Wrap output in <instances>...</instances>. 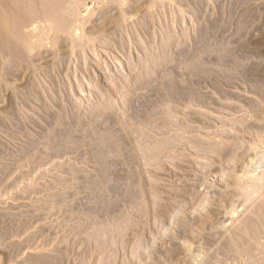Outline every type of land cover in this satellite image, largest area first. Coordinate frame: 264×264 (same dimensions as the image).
<instances>
[{
	"label": "rangeland",
	"instance_id": "rangeland-1",
	"mask_svg": "<svg viewBox=\"0 0 264 264\" xmlns=\"http://www.w3.org/2000/svg\"><path fill=\"white\" fill-rule=\"evenodd\" d=\"M183 57L204 66V102L153 103L133 120L150 77L191 81ZM70 111L105 127L108 179L141 162L118 221L92 212L109 190L88 187L101 172L91 147L28 159ZM176 238L202 243L208 264H264V0H0V264H187Z\"/></svg>",
	"mask_w": 264,
	"mask_h": 264
},
{
	"label": "bare ground",
	"instance_id": "bare-ground-1",
	"mask_svg": "<svg viewBox=\"0 0 264 264\" xmlns=\"http://www.w3.org/2000/svg\"><path fill=\"white\" fill-rule=\"evenodd\" d=\"M168 48V47H167ZM186 49V48H185ZM171 51V50H170ZM184 51V50H183ZM185 53V52H184ZM184 53H183V55H184ZM181 55V54H180ZM182 55V56H183ZM186 55V54H185ZM188 56V55H187ZM196 56V55H195ZM168 57V56H167ZM189 57H190V55H189ZM184 58V62L182 63V64H184V68H186V70L191 74V76H189V75H187V76H189V77H191V81H189L190 79L189 78H187V79H189L187 82H189V83H187V84H183L182 82H180L179 81V75L181 74L179 71H178V69H173V71L172 72H169V74L168 75H165V72H164V75H160L159 76V74L157 75L158 77H156L155 79H154V77H150L148 80H149V83L147 82V83H145V84H150V86L149 87H151V89H152V95L150 96L149 95V97L147 98V100H143L144 102H145V104L143 103V102H140V101H137V102H135L137 99L134 97V100L133 99H131L132 101H133V103L132 102H128V101H131V100H128L127 101V104L129 103L131 106H132V108L133 109H131V106L130 105H128V106H130V110L131 111H134L133 112V117H132V119L134 120H141L142 121V123L143 122H145V121H147L148 122V120H150L149 119V116H151V115H148L147 113H152V111H150V112H148L147 110L149 109V106H150V108L152 107L151 106V104L153 105V106H155L153 103H163V104H161V105H163L164 106V104L165 103H168V104H172L173 106H174V104H180V103H182V101L185 99H192L193 100V102H194V100H200L201 101V97H200V95H199V93H197L196 92V90H199V89H201V88H199V89H196V87H200L199 86V80L196 82V78L197 79H199L200 77V75H201V77L203 76L202 74V70H203V67H200V65H195V66H192V64H191V62H193V58H188V57H186V59H185V57H183ZM197 58V57H196ZM164 60V59H163ZM195 61V60H194ZM202 62V61H201ZM164 63V62H163ZM189 63L191 64V65H189ZM200 63V62H199ZM188 64V65H187ZM196 64V63H195ZM163 65V64H162ZM158 66V65H157ZM185 66H187V67H189V69L187 68V67H185ZM162 67V66H161ZM206 67V66H205ZM164 68L166 69V67L164 66ZM181 68V67H180ZM180 68H179V70H180ZM154 70H155V67H154ZM153 70V71H154ZM157 70V69H156ZM160 71H161V69H159ZM182 70V69H181ZM185 70V69H184ZM186 70H185V72H186ZM205 71V70H204ZM157 72V71H156ZM159 72V71H158ZM185 72H183V74L185 73ZM180 73V74H179ZM187 73V72H186ZM202 73V74H201ZM153 74V73H152ZM155 75V74H154ZM199 77V78H198ZM138 80V79H137ZM147 81V80H146ZM138 82V81H137ZM145 82V81H144ZM195 83V84H194ZM196 83L198 84V85H196ZM135 85H136V83H135ZM143 85V84H142ZM141 85V87H139V89L137 88V90H139L138 92H140V88L142 89V86ZM196 85V86H195ZM137 86V85H136ZM146 86H148V85H146ZM145 86V87H146ZM134 87V86H133ZM144 88V87H143ZM148 88H146V90H147ZM133 90V89H132ZM145 91V90H144ZM149 92L151 91L150 89L148 90ZM146 92V93H148V94H151V92L149 93V92ZM202 91V90H201ZM136 92V91H135ZM143 92V91H142ZM140 95H142V94H140ZM144 95H146L147 96V94H145L144 93ZM139 96V95H138ZM131 97V96H130ZM137 97V96H136ZM142 97H143V95H142ZM142 97H141V99H142ZM145 97V96H144ZM143 97V98H144ZM144 99H146V97L144 98ZM202 100H205L206 101V99H203V97H202ZM200 101H198V103L200 102ZM135 102V103H134ZM139 102L141 103V104H139ZM197 102V101H196ZM201 102H204V101H201ZM200 102V103H201ZM138 103V104H137ZM142 103H143V105H142ZM208 103V102H207ZM126 104V105H127ZM135 104V105H134ZM167 104V105H168ZM139 105H141V106H139ZM182 105V104H181ZM203 105H205V103L203 104ZM137 106H139V107H137ZM166 106V105H165ZM176 106V105H175ZM156 107V106H155ZM135 108L137 109H139V108H143V110L145 109V111H141L142 113H140V111H138V109L137 110H135ZM159 108H160V106H159ZM165 108V107H164ZM129 109V108H128ZM147 109V110H146ZM155 109V108H154ZM157 109V108H156ZM72 110V109H71ZM141 110V109H140ZM149 110H152V109H149ZM171 110H173V109H171ZM67 112V111H66ZM92 112V111H91ZM95 112V111H94ZM105 112V111H104ZM110 112V111H109ZM113 112V111H112ZM154 112V111H153ZM93 113V112H92ZM102 113V112H101ZM116 113V112H115ZM127 113H129V112H127ZM94 114V113H93ZM107 114V113H106ZM113 114V113H112ZM117 114V113H116ZM130 114H131V112H130ZM66 115V114H65ZM64 115V116H65ZM131 115V116H132ZM153 115H155V113L153 114ZM152 115V116H153ZM91 116V119L92 120H95V117H96V115L94 114V115H90ZM104 116H105V114H104ZM151 116V117H152ZM58 117V116H57ZM114 117V116H113ZM52 118H54V117H52ZM131 118V117H130ZM129 118V119H130ZM97 119V118H96ZM170 119V118H169ZM55 120H56V118H55ZM51 121H52V124L49 126V131H48V133L46 134V136L44 137V141H43V139H42V144L38 147V146H35L34 148H32V150H31V152L29 153V158L28 159H31L33 156H36V154L38 153V152H45V151H49L50 153H52L53 155H55V154H60V155H62L61 153H70V152H73V155L77 152V151H79V150H77L76 152L75 151H72V149H77L78 147H91V151L93 150V152H92V154H88L89 155V157H90V159H89V157H88V159L89 160H91L92 162H94V163H97V164H99V166H100V168H99V171L101 170V172H100V176L98 177V179L97 180H93V178H90L89 180H88V187L91 189L90 191H92V193H94V192H97V190H99V189H101L102 188V186L104 187V186H106L105 184H107V189L109 190V193H105L106 195H104L103 197H101V198H93V197H91L89 200L90 201H92V203H93V200H95L94 201V205L96 204L97 206L96 207H91L92 208V212L94 213V214H96L97 215V219H98V222L99 223H108L109 221L111 222L112 220H114V221H116V219H117V221L122 217V214H121V212H120V208L122 207V206H126V207H130L131 208V206L132 205H134L135 204V200L137 199L136 198V196H135V190L137 189V185H138V182H140L138 179V175H137V173H134L133 171H130V172H127V171H129V169L128 168H137L138 167V171H139V169L141 168V165H140V163L138 164L137 163V159L135 160L134 159V157L133 158H130V161H129V163H128V168H126V172H125V175L124 176H116V179H114L113 177L111 178V179H108V178H110V177H108L107 178V176H111L112 174L111 173H113L114 171H113V168H112V166H115L116 164H117V160H115V159H112V157H109L110 156V154H109V156L107 155V153H104V152H101L100 150H99V148L97 147V149H96V145H97V142H99L98 140H99V138H100V135H101V131L103 130V128H104V130H105V127H103L102 129H100V128H97V129H95V127H94V129H95V131L97 132H94V131H91L88 127H86V125L85 124H83L82 123V121L81 122H79V117L77 118V116L76 115H74V113H72L71 111L70 112H68V115L67 116H65V117H62L61 118V120H59V121H54V120H52L51 119ZM131 121V120H130ZM140 121V122H141ZM94 122V121H93ZM111 123L110 124H112V121H110ZM132 122V121H131ZM51 123V122H50ZM138 123L139 122H137V125H138ZM141 123V124H142ZM135 124V123H134ZM144 124V123H143ZM149 124V123H148ZM99 125V124H98ZM102 125V124H101ZM28 126V125H27ZM94 126H95V124H94ZM97 126V125H96ZM26 127V126H25ZM25 127H24V129H25ZM99 127V126H98ZM102 127V126H101ZM108 127V126H107ZM110 127V126H109ZM108 127V128H109ZM111 127H112V125H111ZM135 127V126H134ZM137 127V126H136ZM29 128V127H28ZM27 129V128H26ZM98 129H100V131L98 130ZM107 129V128H106ZM113 129V128H112ZM132 129V128H131ZM108 130V129H107ZM168 130V129H167ZM170 130V129H169ZM168 130V131H169ZM23 131V130H22ZM28 131H29V129H28ZM109 131H111V128H110V130ZM109 131H107V132H109ZM163 131V130H162ZM166 131V130H165ZM45 132V131H44ZM114 132V131H113ZM20 133V132H19ZM25 133V132H24ZM160 133V132H159ZM166 134V133H165ZM41 135V134H40ZM98 135H99V138H98ZM105 135V134H104ZM104 135L102 136V137H104ZM108 135V134H107ZM111 136H109V137H107V139L104 137V139H105V142L108 144V148L111 150V151H113L114 153L115 152H119L120 153V151L121 150H119V147H120V149H121V146H122V144H124V143H122V142H124V140H123V138H122V140H119L118 138V140L119 141H112V135H113V133L112 134H110ZM117 135V134H116ZM120 138V139H121ZM101 139V138H100ZM40 140V139H39ZM101 140H103V139H101ZM114 140V139H113ZM126 140V139H125ZM128 141H130L129 139H128ZM104 142V141H103ZM103 142H102V144H103ZM126 142V144L128 143L127 141H125ZM130 143H132V142H130ZM133 143H134V141H133ZM101 144V143H100ZM99 145V144H98ZM130 145V144H129ZM104 146V145H103ZM134 146H136V145H134ZM133 146V147H134ZM101 148V147H100ZM6 149V148H5ZM80 149V148H79ZM45 150V151H44ZM87 151V150H86ZM2 153V152H1ZM45 153H48V152H45ZM85 153V152H84ZM109 153V152H108ZM121 153H122V151H121ZM39 154V153H38ZM48 155H50L49 153H48ZM59 155V156H60ZM65 155V154H64ZM111 155H113V154H111ZM118 155V154H117ZM129 155V154H128ZM11 156V155H10ZM70 156V155H69ZM4 157V156H3ZM5 157H6V155H5ZM4 157V158H5ZM55 157H58V155L56 156L55 155ZM82 157V156H81ZM117 157V156H116ZM12 158V157H11ZM60 158H61V156H60ZM65 158V157H64ZM69 158V157H68ZM125 158V157H124ZM6 159H8L7 157H6ZM9 159H10V157H9ZM84 159H86V158H84ZM88 159H86V160H88ZM116 159H118V157L116 158ZM85 160V161H86ZM88 160V161H89ZM120 160V159H119ZM124 161V160H123ZM126 161V160H125ZM83 162V161H82ZM87 162V161H86ZM119 162V161H118ZM88 163V162H87ZM91 163V162H90ZM122 163V162H121ZM125 163V162H124ZM124 163H122V164H124ZM127 163H125V164H127ZM21 164V163H20ZM29 164V161H26V162H24V164H23V166H25V165H28ZM34 164V163H33ZM86 164V163H85ZM120 164V163H119ZM94 165V164H93ZM92 165V166H93ZM121 166V165H120ZM126 166V165H125ZM126 166V167H127ZM118 168V167H117ZM4 169V168H3ZM143 169H144V166H143ZM74 170V169H73ZM76 170V169H75ZM75 170H74V172H75ZM77 171V170H76ZM98 171V170H97ZM113 171V172H112ZM119 171V170H118ZM140 171H142V170H140ZM144 171V170H143ZM137 172V171H136ZM71 173H72V171H71ZM76 173V172H75ZM74 173V174H75ZM115 173V172H114ZM113 173V174H114ZM116 173H119V172H116ZM140 173V172H139ZM116 175H118V174H116ZM76 176H78V175H76ZM75 176V177H76ZM88 177V176H87ZM93 177V176H92ZM112 179H114V180H112ZM73 182V181H72ZM77 182V181H76ZM86 182V181H85ZM76 184V183H75ZM140 184V183H139ZM139 187H140V185H139ZM105 188V187H104ZM105 190V189H104ZM108 192V191H107ZM90 194V193H89ZM107 194H108V196H107ZM93 195V194H92ZM90 196V195H89ZM88 196V197H89ZM95 196H96V193H95ZM106 196V197H105ZM91 204V203H90ZM89 204V205H90ZM93 205V206H94ZM133 207V206H132ZM129 209V208H128ZM91 210V209H90ZM131 210H129V212H130ZM91 212V211H90ZM124 214V213H123ZM127 215V214H126ZM94 220V219H93ZM113 222V221H112Z\"/></svg>",
	"mask_w": 264,
	"mask_h": 264
},
{
	"label": "clouds",
	"instance_id": "clouds-1",
	"mask_svg": "<svg viewBox=\"0 0 264 264\" xmlns=\"http://www.w3.org/2000/svg\"><path fill=\"white\" fill-rule=\"evenodd\" d=\"M175 215L179 216L180 212L178 211ZM192 235H196L195 230H193ZM170 236L171 232L165 228L161 232L159 240L167 241ZM176 239L184 249L187 264H208L209 250L202 243H198L192 239Z\"/></svg>",
	"mask_w": 264,
	"mask_h": 264
}]
</instances>
